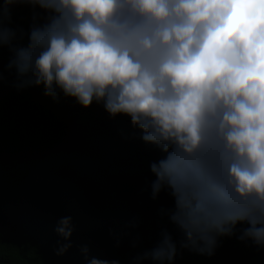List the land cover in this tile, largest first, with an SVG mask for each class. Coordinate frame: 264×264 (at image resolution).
I'll list each match as a JSON object with an SVG mask.
<instances>
[{"label":"clouds","instance_id":"clouds-1","mask_svg":"<svg viewBox=\"0 0 264 264\" xmlns=\"http://www.w3.org/2000/svg\"><path fill=\"white\" fill-rule=\"evenodd\" d=\"M16 6L45 13L11 49L18 87L129 117L162 154L153 197H172L181 247L212 255L239 231L264 248V0H0V47L17 36ZM54 231L56 255L76 246L71 216ZM89 251L79 246L86 264H119ZM176 253L165 231L136 259L174 264Z\"/></svg>","mask_w":264,"mask_h":264},{"label":"trees","instance_id":"trees-1","mask_svg":"<svg viewBox=\"0 0 264 264\" xmlns=\"http://www.w3.org/2000/svg\"><path fill=\"white\" fill-rule=\"evenodd\" d=\"M44 18L38 7H14L17 36L0 47V264H86L81 245L89 258L153 264L136 257L165 231L176 242L174 264H264V248L239 231L218 237L212 255L180 246L172 197L164 189L153 197L150 165L162 154L129 117H112L95 101L84 108L63 93L53 99L43 86L18 87L22 79L7 67L11 49L26 46L30 27ZM64 216L73 218L76 246L58 256L54 227Z\"/></svg>","mask_w":264,"mask_h":264}]
</instances>
